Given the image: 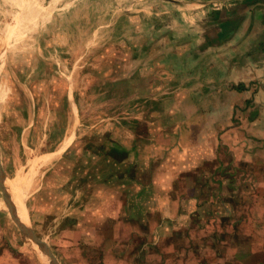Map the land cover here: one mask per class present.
<instances>
[{
	"label": "rangeland",
	"instance_id": "1",
	"mask_svg": "<svg viewBox=\"0 0 264 264\" xmlns=\"http://www.w3.org/2000/svg\"><path fill=\"white\" fill-rule=\"evenodd\" d=\"M166 1L0 0V167L8 181L59 152L24 202L25 226L55 259L56 214L85 209L108 179L136 177L132 149L177 145L193 110L176 55L187 45L170 28L180 13ZM0 264H48L1 188Z\"/></svg>",
	"mask_w": 264,
	"mask_h": 264
},
{
	"label": "crops",
	"instance_id": "2",
	"mask_svg": "<svg viewBox=\"0 0 264 264\" xmlns=\"http://www.w3.org/2000/svg\"><path fill=\"white\" fill-rule=\"evenodd\" d=\"M166 3L193 110L177 145L132 149L136 177L56 214L57 264H264V0Z\"/></svg>",
	"mask_w": 264,
	"mask_h": 264
},
{
	"label": "bare ground",
	"instance_id": "3",
	"mask_svg": "<svg viewBox=\"0 0 264 264\" xmlns=\"http://www.w3.org/2000/svg\"><path fill=\"white\" fill-rule=\"evenodd\" d=\"M67 143L68 140L62 144L61 148H64ZM58 153L59 152L55 154L51 153L49 155L41 156L40 158L32 159L29 165L30 169L26 174L19 172L6 182L17 216L23 224L27 223L24 202L29 187L31 186L30 184L33 181V177L39 168L48 165Z\"/></svg>",
	"mask_w": 264,
	"mask_h": 264
},
{
	"label": "water",
	"instance_id": "4",
	"mask_svg": "<svg viewBox=\"0 0 264 264\" xmlns=\"http://www.w3.org/2000/svg\"><path fill=\"white\" fill-rule=\"evenodd\" d=\"M6 182H7L6 178H5L4 173L0 167V188L3 191L4 196L6 198V202L8 204V208H9V212H10L12 220L17 225L18 229L23 233V235H25L29 240L34 242L40 248V250L47 256L48 264H57L56 259L52 255L48 246L43 241L39 240L34 235V233L31 231V229H29L27 226H25V224H23L20 221V219L18 218L15 207L11 201V196H10V193L7 189Z\"/></svg>",
	"mask_w": 264,
	"mask_h": 264
}]
</instances>
